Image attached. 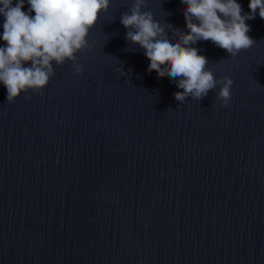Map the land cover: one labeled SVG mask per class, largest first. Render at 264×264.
<instances>
[{"label":"water","instance_id":"95a60500","mask_svg":"<svg viewBox=\"0 0 264 264\" xmlns=\"http://www.w3.org/2000/svg\"><path fill=\"white\" fill-rule=\"evenodd\" d=\"M146 2L187 33L181 0ZM131 4L99 15L82 74L53 62L42 94L11 104L0 84V264H264V20L245 21L254 44L235 57L190 45L233 80L230 105L219 86L180 104L125 39Z\"/></svg>","mask_w":264,"mask_h":264},{"label":"clouds","instance_id":"9594fccd","mask_svg":"<svg viewBox=\"0 0 264 264\" xmlns=\"http://www.w3.org/2000/svg\"><path fill=\"white\" fill-rule=\"evenodd\" d=\"M186 7L183 17L187 33L154 20L146 0H132L131 7L121 14L120 23L126 29L125 39L144 50L148 72L158 78L167 75L176 80L183 91L174 93V99L183 104L187 97L200 101L210 90L219 86L215 99L219 107L226 108L231 101L233 80L224 76L215 78L207 69L208 61L191 47L198 41H211L235 57L247 50L254 41L246 20H252L258 10L264 20V0H249V13L242 15L236 0H181ZM28 12L22 11L24 0H0V16L4 17L0 36L6 46L0 47V84L6 88V102L13 103L22 93L42 94L54 77L56 67L71 62L74 75L83 73L81 56L91 53L95 42L88 36L99 15L107 13L110 0H27ZM35 13L34 16L30 13ZM170 30L174 39L170 40ZM127 51L130 49H126ZM30 62V66L25 64ZM166 65V66H165ZM121 76L123 67L117 69Z\"/></svg>","mask_w":264,"mask_h":264}]
</instances>
